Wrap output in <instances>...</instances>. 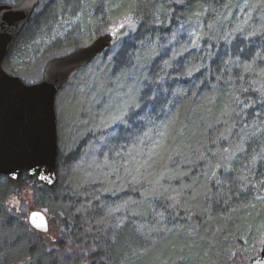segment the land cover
<instances>
[{
	"label": "trees",
	"instance_id": "obj_1",
	"mask_svg": "<svg viewBox=\"0 0 264 264\" xmlns=\"http://www.w3.org/2000/svg\"><path fill=\"white\" fill-rule=\"evenodd\" d=\"M52 4L77 6L79 39L47 31ZM107 32L56 98L58 182L6 177L0 264H250L264 241V0H41L7 59L29 67L41 38L42 70ZM12 188L49 214V233Z\"/></svg>",
	"mask_w": 264,
	"mask_h": 264
},
{
	"label": "water",
	"instance_id": "obj_2",
	"mask_svg": "<svg viewBox=\"0 0 264 264\" xmlns=\"http://www.w3.org/2000/svg\"><path fill=\"white\" fill-rule=\"evenodd\" d=\"M40 0H22L16 5L0 4V175L17 180L24 171L46 186L58 182V121L56 97L70 75L111 44V32L98 35L91 43L78 46L63 56H55L44 65L42 80L28 84L7 72L3 62ZM35 214V215H34ZM29 224L48 232V215L31 210ZM35 224L46 226L36 228ZM251 264H264V243Z\"/></svg>",
	"mask_w": 264,
	"mask_h": 264
},
{
	"label": "rangeland",
	"instance_id": "obj_3",
	"mask_svg": "<svg viewBox=\"0 0 264 264\" xmlns=\"http://www.w3.org/2000/svg\"><path fill=\"white\" fill-rule=\"evenodd\" d=\"M70 5L71 6L68 8V10L61 11V13L57 12L58 10H56V13H59V14L54 16L56 13H54V11H53L54 5L52 4L51 10L53 12V15H51V16H53L54 18L51 20V25L47 28V31L52 35V37L53 36L56 37V32H55L56 27H58V28L66 27L69 31H72V30L74 31L75 40L80 38L79 35L81 33H80V31L76 30V27H75L77 24H79L81 22V18L77 15V13L79 12V9L76 8L77 6H75L73 8L72 7L73 4H70ZM73 14H75L76 16H73ZM70 17H73V18L70 19ZM107 17L108 16H106L105 20H102L101 17L97 18V23L99 25L103 26V28H105V26L107 24H109L110 26H113V24L115 22V21H113ZM48 20H50V19H48ZM68 25H69V27H68ZM89 27H91V26L89 25ZM117 29H118V27H117ZM95 36H96V33H92L91 36H89L87 38L85 44L91 43L92 40H94ZM32 44H38V46H37V52L35 54L36 56H35V58L32 59L30 65H29L30 68L27 67L25 64H23L21 57H17L15 54H12L11 57H9L6 60L7 62H5L6 65L4 67L7 69V71H9L10 73H13L15 75H16L17 71L21 70L23 75H26L27 78L30 79V83L38 81L42 76L43 69L41 70L42 66L39 63V58L41 57V53H42L43 49L46 48L48 41L42 42V39L40 38L36 42H33ZM63 130L65 131V129H63ZM59 138H61L60 134H59ZM23 179L27 180V181L25 180V182H28L30 187L38 188L39 185L41 184L37 179L29 180L26 176H24ZM4 187L9 188L10 184H8L6 177L3 176L2 180L0 181V191ZM12 189H13L12 190L13 191L12 192V201H14L16 203L19 202L20 211L21 212H25V211L28 212L29 210H31L32 208L30 209V208H28V206L33 203L32 199L27 194L20 193L15 188H12ZM42 203L45 204V201L42 200ZM59 230L60 231H66L67 227L60 225ZM51 243H49L50 248H54V249L57 248L54 244H51Z\"/></svg>",
	"mask_w": 264,
	"mask_h": 264
},
{
	"label": "bare ground",
	"instance_id": "obj_4",
	"mask_svg": "<svg viewBox=\"0 0 264 264\" xmlns=\"http://www.w3.org/2000/svg\"><path fill=\"white\" fill-rule=\"evenodd\" d=\"M124 242H125L124 257L126 260H128V258H132L136 254L138 241L135 240L133 234L130 232L127 234V237L125 238ZM113 255L114 257H117L118 253L113 252ZM160 264H168V262H162Z\"/></svg>",
	"mask_w": 264,
	"mask_h": 264
},
{
	"label": "snow or ice",
	"instance_id": "obj_5",
	"mask_svg": "<svg viewBox=\"0 0 264 264\" xmlns=\"http://www.w3.org/2000/svg\"><path fill=\"white\" fill-rule=\"evenodd\" d=\"M123 25H121V27H122ZM35 215V214H34ZM33 223H34V226L36 227V228H45V230H46V226L45 225H41V224H35V222L33 221Z\"/></svg>",
	"mask_w": 264,
	"mask_h": 264
}]
</instances>
